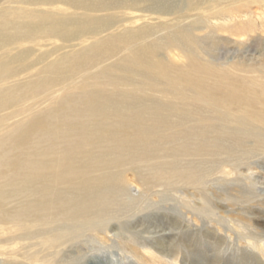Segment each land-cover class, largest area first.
Here are the masks:
<instances>
[{
  "label": "rangeland",
  "instance_id": "obj_1",
  "mask_svg": "<svg viewBox=\"0 0 264 264\" xmlns=\"http://www.w3.org/2000/svg\"><path fill=\"white\" fill-rule=\"evenodd\" d=\"M80 1L0 0L1 172L30 150L20 139L33 135L39 114L91 89L137 94L124 119L148 131L155 146L146 154L144 146L132 144L130 153L110 145L127 152L118 172L128 184L121 198H135L134 209L98 233L84 230L57 260L264 264V0H170L164 9L153 1L149 9L107 7L108 0L78 7ZM127 67L139 86L118 82ZM165 73L191 80L168 86ZM172 102L179 110L167 117ZM241 130L248 134L242 140L227 133ZM157 169L172 177L145 194L140 178ZM186 172L201 174L200 182L179 176ZM15 224L0 220V264H44L28 258L39 247ZM49 253L40 256L56 257Z\"/></svg>",
  "mask_w": 264,
  "mask_h": 264
},
{
  "label": "bare ground",
  "instance_id": "obj_2",
  "mask_svg": "<svg viewBox=\"0 0 264 264\" xmlns=\"http://www.w3.org/2000/svg\"><path fill=\"white\" fill-rule=\"evenodd\" d=\"M63 1L68 3L67 0ZM108 1L107 7L130 9H149L147 4L152 1L158 8L164 9L170 2V0ZM89 2L82 0L78 7L81 5L91 7ZM97 8L105 6L99 5ZM150 54L155 55L154 52ZM155 59L157 61V58ZM128 68H126L128 71H124L129 74L122 75L120 78L123 79L118 82H127L130 86H135L136 82L131 80L133 78L131 74L135 70ZM178 78L180 81L183 77L167 75L168 86H172V82ZM183 79L190 83L191 78ZM89 91L81 95H69L61 101L63 106L57 110L48 108L39 114L28 131L33 135L26 140L20 139V144L24 142L31 144L30 150L22 151L18 161L12 165V170L10 168L7 170L10 172H1L3 168L0 166V182L3 181L0 188V220L6 222L13 220L24 239L29 240L31 246L39 247L37 251L28 254V258L35 263L42 261L44 264H69L68 258L57 260L63 246L75 244L84 230L98 233L113 217H127L134 209L135 198L129 197L125 200L121 198L126 194L128 186L118 173L119 168L128 162L124 159L127 152H124L131 153L134 146L132 144H136L139 147L144 146L146 154H149L148 150L155 146L148 131L137 129L136 122L131 123L130 120L124 119L123 111L134 102L137 94L126 98L124 95L112 97L104 90ZM205 92L204 96L213 95ZM179 97L181 96L175 95L180 101ZM176 107L175 102L166 107L167 117L178 113L179 109ZM167 119L165 117L163 123L168 126ZM172 126L173 123L169 122L168 127ZM76 132L82 133V136L77 137ZM227 133L236 140H242L248 135L243 130ZM224 134L225 131L222 132V135ZM68 142L69 150L64 154L60 151L59 158L54 157L56 150ZM110 145L120 147L124 152L116 153ZM204 149L206 150L205 147ZM184 173L179 176H184L189 184L200 182L198 177L200 178L201 174ZM153 175L151 178H140L145 194L149 193L152 185L162 177H172L170 173L160 169ZM13 200L23 201L14 212L7 208ZM46 250L50 251L49 256L56 257L52 260L41 257L40 254Z\"/></svg>",
  "mask_w": 264,
  "mask_h": 264
}]
</instances>
